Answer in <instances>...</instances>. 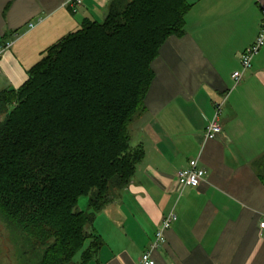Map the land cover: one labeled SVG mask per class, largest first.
Instances as JSON below:
<instances>
[{"label":"crops","instance_id":"crops-1","mask_svg":"<svg viewBox=\"0 0 264 264\" xmlns=\"http://www.w3.org/2000/svg\"><path fill=\"white\" fill-rule=\"evenodd\" d=\"M188 1L186 32L161 47L146 111L130 128L145 157L97 215L104 244L87 264H141L172 212L157 264H264V183L255 167L264 154V47L250 68L241 62L260 33L264 0ZM109 2L82 0L73 11L70 0H0V92L19 88L46 49L85 19L104 18ZM223 100L222 134L203 145ZM196 158L205 181L184 187L177 173Z\"/></svg>","mask_w":264,"mask_h":264},{"label":"trees","instance_id":"trees-1","mask_svg":"<svg viewBox=\"0 0 264 264\" xmlns=\"http://www.w3.org/2000/svg\"><path fill=\"white\" fill-rule=\"evenodd\" d=\"M190 8L110 0L103 21L85 19L19 88L0 92V224L18 264H87L102 248L94 222L145 157L130 128L146 111L152 64L169 37L184 36ZM255 167L264 183V154Z\"/></svg>","mask_w":264,"mask_h":264},{"label":"built area","instance_id":"built-area-1","mask_svg":"<svg viewBox=\"0 0 264 264\" xmlns=\"http://www.w3.org/2000/svg\"><path fill=\"white\" fill-rule=\"evenodd\" d=\"M82 0H70L69 6L73 11L77 10L78 5ZM262 24L259 35L257 36L254 43L248 47L242 57L241 62L244 69H248L252 66L253 58L261 51L264 47V7L262 8ZM7 47L11 46V43L6 44ZM234 79L238 82L243 78V74L240 71H236L233 74ZM222 102L215 104V113L212 119L209 120L203 138V145L209 140L217 139L223 131L220 116L222 112ZM177 178L182 186L199 187L206 178V170L199 165V158L192 159L186 168L178 171ZM177 220V215L172 212L162 220L161 226L156 233V239L151 245L149 250H146L141 258V264H157L153 257V252L157 250L166 239V231L172 226L173 222ZM260 228L264 231V216L260 221Z\"/></svg>","mask_w":264,"mask_h":264},{"label":"rangeland","instance_id":"rangeland-1","mask_svg":"<svg viewBox=\"0 0 264 264\" xmlns=\"http://www.w3.org/2000/svg\"><path fill=\"white\" fill-rule=\"evenodd\" d=\"M78 17H79V15H78ZM103 19H105V17L99 18L98 20L103 21ZM0 90H2V88H0ZM135 123H137V121ZM135 123L133 124V126L135 125ZM87 202H88L87 198L82 197L79 201L77 209L78 210H86L88 208ZM3 237H6V238L3 240ZM11 241L12 240L10 239L9 234L5 232V228L3 227V224H0V242H1L0 243V250L2 252L0 254V264H18L17 259H19V252H17V254L15 253V247L13 246ZM10 248H11V252L9 253ZM22 248H23V246L21 245L19 250L22 251ZM75 260L76 261L80 260V254H78L76 256Z\"/></svg>","mask_w":264,"mask_h":264}]
</instances>
